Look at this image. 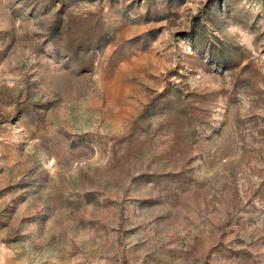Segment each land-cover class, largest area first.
<instances>
[{
    "label": "rangeland",
    "instance_id": "obj_1",
    "mask_svg": "<svg viewBox=\"0 0 264 264\" xmlns=\"http://www.w3.org/2000/svg\"><path fill=\"white\" fill-rule=\"evenodd\" d=\"M0 264H264V0H0Z\"/></svg>",
    "mask_w": 264,
    "mask_h": 264
}]
</instances>
